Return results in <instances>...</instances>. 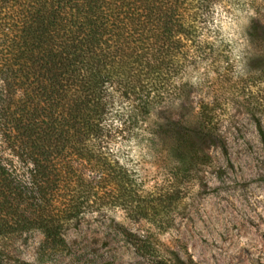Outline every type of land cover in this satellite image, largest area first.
<instances>
[{
	"label": "trees",
	"instance_id": "obj_1",
	"mask_svg": "<svg viewBox=\"0 0 264 264\" xmlns=\"http://www.w3.org/2000/svg\"><path fill=\"white\" fill-rule=\"evenodd\" d=\"M263 9L260 0H0V237L40 232L65 248L68 229L108 210L169 233L221 141L207 103L193 118L181 109L204 77L264 83ZM150 166L165 177L154 188ZM118 228L155 264H200L151 228Z\"/></svg>",
	"mask_w": 264,
	"mask_h": 264
},
{
	"label": "rangeland",
	"instance_id": "obj_2",
	"mask_svg": "<svg viewBox=\"0 0 264 264\" xmlns=\"http://www.w3.org/2000/svg\"><path fill=\"white\" fill-rule=\"evenodd\" d=\"M204 78L189 100L191 108L181 112L193 118L207 103L221 141L208 149L212 162L203 168L202 182L188 184L169 233L160 234L150 223L134 226L121 210L93 211L65 232V248L49 247L40 232L0 237V264H155L136 252L118 222L137 232L151 228L200 264H264V141L249 113L258 108L264 127V83L255 85L242 73L227 81ZM179 112L172 113L178 118ZM3 145L9 154L8 143ZM147 175L151 188L165 180L155 166Z\"/></svg>",
	"mask_w": 264,
	"mask_h": 264
}]
</instances>
